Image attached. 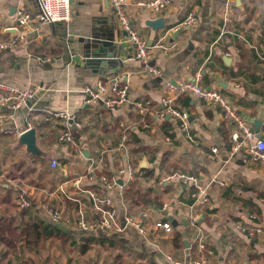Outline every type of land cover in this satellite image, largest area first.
<instances>
[{
    "label": "crops",
    "instance_id": "0c3cea01",
    "mask_svg": "<svg viewBox=\"0 0 264 264\" xmlns=\"http://www.w3.org/2000/svg\"><path fill=\"white\" fill-rule=\"evenodd\" d=\"M225 1L171 0L159 13L132 5V25L152 46V63L162 70V76H155L145 73L144 64L134 56V46L122 34L108 0H72L69 22L19 28L17 9L36 12L39 0H0V39L24 33L17 46L0 49V82L20 89L38 86L31 105L27 101L16 110L1 108L6 117L0 123V220L12 219L17 232L30 221L55 225L63 233L32 245L22 239L15 249L0 241L1 263L194 264L202 241L204 253L220 264H264V164L245 161L242 153L231 155L233 126L217 105L190 94L177 97L175 104L189 114L188 134L175 117L161 118L157 113L168 94L166 81L176 84L200 74V82L225 93L252 127L260 120L256 135L264 138V62L254 56L256 49L264 53V0H234L224 26ZM193 9L198 12V23L190 29L178 28ZM158 18L164 19V28L155 30L147 24ZM93 33L110 35L118 45L121 62L103 64L102 73L84 65L83 39ZM157 42L178 46L166 52L155 47ZM115 77L127 84L129 101L98 115L94 107L83 103L82 89ZM46 111L77 113L83 125L78 148L44 135L51 130L44 120ZM29 126L37 127L38 142L50 153L48 159L27 154L25 146L17 145L18 132ZM131 134L140 140L137 152ZM53 158L60 162L56 168L50 165ZM93 159L99 161V178L118 177L127 161L146 171L130 186L122 187L119 178L110 189L100 179L87 177ZM189 176L197 179L198 188L210 198L208 204L196 206L200 218L195 230L184 225L194 202L187 199L192 187L197 190ZM20 187L28 191V208L17 202ZM131 188L146 197V205L132 207V199L126 196ZM89 191L111 197L121 229L88 233L78 228L79 208L93 219L99 217ZM175 198L177 203H173ZM157 201L170 205L162 210ZM47 205L62 210L60 222L51 219ZM141 208L151 212L147 235L126 223L127 214ZM160 219L170 221L173 230L155 228L154 222ZM177 231L183 238L178 243L174 241ZM56 241L62 245L58 247Z\"/></svg>",
    "mask_w": 264,
    "mask_h": 264
},
{
    "label": "built area",
    "instance_id": "2783aa9c",
    "mask_svg": "<svg viewBox=\"0 0 264 264\" xmlns=\"http://www.w3.org/2000/svg\"><path fill=\"white\" fill-rule=\"evenodd\" d=\"M112 10L119 22L121 28L126 31V41L134 46V56L141 60L144 64V72L155 76H162V70L152 63L151 60V45L147 40L133 27L131 22L130 10L133 4L142 8L148 9L152 12L159 13L169 7L171 0H137L135 3L132 0H108ZM224 12V26L228 21L230 10L234 6V0H226ZM40 9L36 12L28 11L23 7L17 9L16 12V27L28 26L32 23H57L69 22L73 15L72 0H39ZM198 12L196 9L191 10L178 28L185 27L187 29L193 28L198 23ZM175 27L174 29H178ZM226 32V28H223ZM228 31V30H227ZM24 33L13 35L8 38L0 39V49L12 48L17 46L19 41L23 38ZM178 46V43L172 45H165L157 42L155 47L161 48L166 52L172 51ZM259 58L264 62V54L256 49ZM50 58H45L49 61ZM168 94L162 98V108L157 111L161 118L167 116L175 117L183 131L189 132V114L187 111L178 108L175 105V100L182 94H190L209 105H217L223 111L226 119L233 126L230 136L232 143L231 155L242 153L244 160L251 163L264 164V138L258 137L252 131V126L246 118L233 105L230 98L221 90L204 86L200 82V74L194 79H180L176 84L170 81L165 82ZM38 90V86H30L20 89L12 84L0 82V123L4 121L6 115L1 108L16 110L22 105L26 104L28 100L34 97V93ZM83 103L88 104L96 109L98 115L104 112H113L120 106L129 101V89L127 84L119 77L114 79H99L96 85H86L82 89ZM140 104V102H139ZM45 122L49 125L51 130H55L58 142L68 144L73 148H78V140L82 130V122L78 119L77 113L68 111H46ZM32 126H29L30 128ZM27 128V129H28ZM9 132V131H8ZM23 132V131H22ZM18 132V134L22 133ZM10 133H13L10 131ZM216 151V148H213ZM79 152L81 150L79 149ZM50 165L56 168L60 165L57 158L50 161ZM99 166V161L91 160L87 167V177L91 180H101L108 188L112 189L118 185V179L121 178L123 185H128L135 178V168L131 162H126L118 170V177L115 175L106 176L97 174L96 169ZM182 177L187 178L185 175ZM195 183L197 190H194L191 196L194 202L191 206L190 212L187 214V226L191 230L198 228L199 213L196 212V206L206 205L209 203V196L204 193L202 188H198V181L195 177L189 176ZM221 185L225 182L219 181ZM121 187V188H122ZM93 200L94 209L98 211L99 217L93 219L89 217L84 209L79 208L77 211V226L83 232H91L95 229L103 230H119L121 225L117 218V209L110 196L99 195L94 191H89ZM17 202L22 208L30 207V200L28 198V191L25 187H20L17 191ZM264 202V199H263ZM173 203H177L176 198ZM170 205L165 202L162 205V210H166ZM46 211L54 222H60L63 218L61 209L53 206H45ZM151 221V212L149 209H141L135 213L127 214L126 223L136 227L142 234L147 235L149 231V223ZM157 229H162L165 232H171L173 226L170 221L157 220L154 222ZM198 250L199 256L193 260L194 264H220L218 261L212 260L204 253L206 246L204 242H199ZM3 264V263H0ZM225 264H234L233 262H226Z\"/></svg>",
    "mask_w": 264,
    "mask_h": 264
},
{
    "label": "water",
    "instance_id": "95a60500",
    "mask_svg": "<svg viewBox=\"0 0 264 264\" xmlns=\"http://www.w3.org/2000/svg\"><path fill=\"white\" fill-rule=\"evenodd\" d=\"M147 24L152 26L153 29H161L165 27V22L163 18L153 19L147 21ZM9 31H12L11 29ZM122 34L126 36V31L122 30ZM85 40V67L93 69H98V73H102L104 69L103 64H111L116 61L121 62V59L118 58V45H116L115 38L110 35H100L95 33L91 34L89 38L83 39ZM192 45V44H191ZM122 66L120 63L119 66L114 68L112 72L117 70ZM31 105V100L27 102ZM262 122L260 120L254 121V127H252V131L254 133H260ZM17 145L25 146L27 154H33L39 156L41 158L48 159L50 157V153L41 147L38 142V129L36 126L30 127L24 130L19 134ZM84 156L88 157L89 152L87 150L84 151ZM145 165V161H142L141 166ZM122 184V180L119 181ZM184 225L187 226V220L184 221ZM198 235V231L194 232V237Z\"/></svg>",
    "mask_w": 264,
    "mask_h": 264
},
{
    "label": "trees",
    "instance_id": "16d2710c",
    "mask_svg": "<svg viewBox=\"0 0 264 264\" xmlns=\"http://www.w3.org/2000/svg\"><path fill=\"white\" fill-rule=\"evenodd\" d=\"M255 53H256V55L254 54V56L256 57V59L258 57V59L260 61H262L259 58L257 52H255ZM176 106L178 108L182 109L180 106H178V105H176ZM230 134H231V132H230ZM44 135L46 137L50 136L51 139L56 138V141L58 142L57 134H56L55 130H49V133L47 134V132H46ZM129 139L131 140L132 143L135 144V146L133 147V151L137 152L140 149V147H139L140 140L134 134H131V136H129ZM47 142H51V140H49ZM42 163H44V161H42L41 164ZM134 168H135V178L138 177L140 173L142 174L143 172L146 171V169H144V168L140 169L136 164H134ZM148 173L150 174L151 171L148 170ZM148 173H146V175ZM9 177H11V176L9 175ZM130 184H129V186H130ZM191 190H192L191 192H193V190H194L193 187ZM133 192H137V191H133L131 188L130 190H127V193H126V196L132 199L131 200L133 203L132 207L135 206L137 208H140V207H143V205H146L145 204L146 200H147L146 197H143V195H141L139 193L136 194ZM191 192H190V195H191ZM181 197L183 198V194L181 195ZM192 198L193 197L189 196V198L187 200L189 202H192L194 199V198L193 199ZM156 204L162 205V202L157 201ZM160 207H162V206H160ZM141 209H144V208H141ZM141 209H139V210H141ZM11 223H12V219L0 220V241L5 243L6 245H8L11 248H14V249L16 247L17 242L19 240H22V239L25 241V243L27 245H32V244H36L38 241H40L42 239H46V238L53 237V236H63V233L61 232V230L57 226L52 225V224H36V223L31 224L30 221H28L27 223H23L21 231L17 232L16 226L11 224ZM182 239H183L182 233H180L178 231L175 232L174 241L176 243H178V242H181ZM87 249H88V243L84 244V246H83V250L86 251Z\"/></svg>",
    "mask_w": 264,
    "mask_h": 264
},
{
    "label": "rangeland",
    "instance_id": "374dc122",
    "mask_svg": "<svg viewBox=\"0 0 264 264\" xmlns=\"http://www.w3.org/2000/svg\"><path fill=\"white\" fill-rule=\"evenodd\" d=\"M56 245L58 246V247H60L62 244H61V242L59 241H56ZM3 262V264H7V262L6 261H2ZM1 263V262H0Z\"/></svg>",
    "mask_w": 264,
    "mask_h": 264
}]
</instances>
